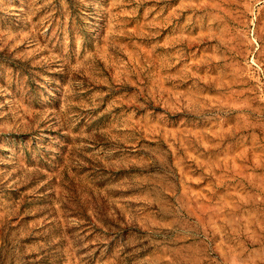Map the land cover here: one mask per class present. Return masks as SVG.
I'll use <instances>...</instances> for the list:
<instances>
[{
	"label": "rangeland",
	"instance_id": "rangeland-1",
	"mask_svg": "<svg viewBox=\"0 0 264 264\" xmlns=\"http://www.w3.org/2000/svg\"><path fill=\"white\" fill-rule=\"evenodd\" d=\"M0 264H264V0H0Z\"/></svg>",
	"mask_w": 264,
	"mask_h": 264
}]
</instances>
